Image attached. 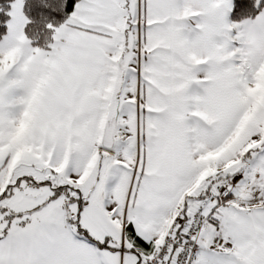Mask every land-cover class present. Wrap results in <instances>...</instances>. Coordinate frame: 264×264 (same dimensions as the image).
I'll return each instance as SVG.
<instances>
[{"label":"snow or ice","instance_id":"6c2138e0","mask_svg":"<svg viewBox=\"0 0 264 264\" xmlns=\"http://www.w3.org/2000/svg\"><path fill=\"white\" fill-rule=\"evenodd\" d=\"M0 264H264V0H0Z\"/></svg>","mask_w":264,"mask_h":264}]
</instances>
